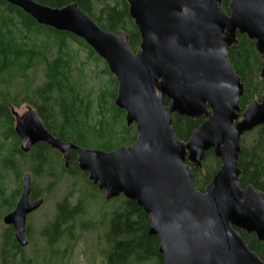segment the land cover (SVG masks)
<instances>
[{
	"label": "water",
	"instance_id": "obj_1",
	"mask_svg": "<svg viewBox=\"0 0 264 264\" xmlns=\"http://www.w3.org/2000/svg\"><path fill=\"white\" fill-rule=\"evenodd\" d=\"M3 1L38 25L83 40L115 77L114 105L137 131L127 147L87 149L54 137L35 110L19 116L11 109L19 149L28 153L44 143L63 155L65 166L74 151L78 169L106 201L122 196L145 212L163 264H264L240 235L264 241V192L241 188L237 167L242 136L264 126V93L241 111L243 84L227 57L237 36H245L263 59L264 80V0H228V14L227 0H125L140 37L134 54L125 33L102 30L76 3ZM173 115L203 121L182 141ZM208 151L220 167L200 192L191 166L202 168ZM30 183L24 174L15 209L2 219L22 248L27 216L43 204L30 200Z\"/></svg>",
	"mask_w": 264,
	"mask_h": 264
},
{
	"label": "trees",
	"instance_id": "obj_2",
	"mask_svg": "<svg viewBox=\"0 0 264 264\" xmlns=\"http://www.w3.org/2000/svg\"><path fill=\"white\" fill-rule=\"evenodd\" d=\"M33 1L52 8H62L70 3H76L102 30L114 34L125 33L128 36L127 44L133 54L139 49V33L128 15L125 0H114L113 6L105 4L97 15L93 14L94 0ZM222 9L227 14L229 13L228 1L222 2ZM15 19L18 21L19 29L15 27ZM15 32H18L19 36H16ZM27 34H35L44 39L46 51L49 49L52 40L57 45L56 56L52 60H47L44 54L39 52L42 40H38L39 43L33 42L31 44L25 37ZM67 39L84 45L90 54L96 56L93 50L79 38L38 25L20 9L0 0V129L3 130L1 135L4 140L11 139L12 141L9 153L1 156L0 166L3 171L14 176L17 184V188L11 197L4 199L2 191H0V207L4 210L2 215L15 207L16 200L21 194V167L27 168L25 172H30L34 177L47 176V178L54 180L61 173L72 178L77 176L87 178V174L77 167L74 151L70 154L67 169L60 160L58 167H55L56 169L59 168L58 171L48 164L49 159L54 155L56 156V152L46 144L38 143L28 153H23L19 149L20 141L14 131V116L11 113L13 107H19L21 103L27 102L36 110L44 127L63 142L106 152L112 150V143L109 139L114 137L112 135L114 120L108 121L102 109L100 118L94 124H90L87 117V107L70 84L69 61L67 60L70 57V52L66 45ZM237 40L238 43L229 48L227 57L243 84L244 92L239 101V107L243 111L252 101L250 85L253 82L251 78L253 72H257L261 68V59L254 49V42L245 36H237ZM96 58L99 59L97 56ZM42 64L45 70L44 82L31 88V84L27 80L29 77L27 71L36 69ZM4 73H6V79ZM16 78H22L23 90L13 85ZM256 80L257 75L254 82ZM112 81L116 84L114 78ZM258 83L263 91V82L259 80ZM23 92L26 97L20 99ZM112 94L111 98L114 99L115 90ZM111 115H115L114 119H121L123 124L124 112L113 104L111 105ZM202 121V118L192 120L173 115L172 128L178 139L187 141ZM127 131L129 132L123 124V135L116 139L119 143L118 146L125 143L129 145L135 140L134 130V134L129 139L124 135ZM251 132H255V138L250 145L245 146L243 141L240 143L241 153L237 163L240 170L239 186L241 188L252 186L254 189L264 192V126H259L248 133ZM219 167L220 161L213 156L212 151L206 152L202 168L195 169L191 166V181L194 188L203 192ZM85 183L91 190L90 197H95V193L99 192L97 187L88 180H85ZM30 189V199L36 200L39 194L34 191L31 184ZM110 201H116L117 205L110 210L108 227L103 236L106 264H163L162 256L157 251V239L148 235L149 220L145 212L135 202L126 200L122 196ZM81 207L80 203L70 206L67 198L56 205L54 220L40 231V236L44 238L48 247H52L62 239L72 238L76 219L82 214ZM25 234L29 235L27 229ZM240 235L250 250L264 262V241L259 242L254 235H248L242 231H240ZM1 239V263L21 264L22 258L19 262L16 257L18 254H22V247L15 241L12 227L6 228Z\"/></svg>",
	"mask_w": 264,
	"mask_h": 264
},
{
	"label": "rangeland",
	"instance_id": "obj_3",
	"mask_svg": "<svg viewBox=\"0 0 264 264\" xmlns=\"http://www.w3.org/2000/svg\"><path fill=\"white\" fill-rule=\"evenodd\" d=\"M105 4L113 6L114 0H94L93 14L97 15ZM14 24L16 29H19V24L16 19L14 20ZM15 35L19 36V33L15 32ZM25 37L31 44L33 42L39 43V41L42 40L40 42L39 52L43 53L47 60H52L56 56L57 45L53 43L52 40L50 41L49 49L46 51L44 39H41L35 34H27ZM66 45L70 52V57L67 59L69 61V81L73 86L74 91H76L79 95L80 100L83 101V104L87 107V117L89 119V123L94 124L100 118L101 110L103 109L106 119L108 121L114 120L112 123V135L114 137L109 139L110 143H112L111 151L120 146H129L131 143L129 145L125 143L118 146L119 143L116 141V139L123 135V124L129 130V132L127 131L124 134L127 139L134 134L133 130L136 135L137 131L134 124L131 126L126 125L125 113L123 124L121 119L115 118V120V115H111V105H114L117 92V83L115 84L112 81V78L115 79V77L108 71L105 62L97 55L96 56L99 59L90 54V51L84 45L73 42L69 39L66 40ZM260 59L262 65L263 59L261 57ZM260 69L257 72L254 71L251 78L253 82V84L250 85V95H252V101L253 99L259 101L264 93V90H261V85L258 83L259 80L263 82V79L260 78ZM44 71L43 64L39 65L36 69H29L27 71V75L29 76L27 80H29L28 83L31 84V88L39 86L44 82ZM256 75L257 80L254 82ZM4 77L5 79L7 78L6 73H4ZM21 80L22 78H16V82H13V85L16 86V88L23 90ZM18 81H20V84H18ZM113 90H115L114 99L111 98ZM25 97L26 96H24L23 92L20 99ZM28 109L35 110L27 102L21 103L19 107L12 108V110L19 116ZM1 131L3 130L0 129V160L2 158L1 156L8 154L12 147L11 139L5 141L1 135ZM254 138L255 132L244 134L240 143L243 141L242 143L245 146H249ZM54 151L56 152V156H52L49 159L48 164L52 168H55L58 167L59 161L61 160V164H64L65 169H67L68 165L65 166L63 155L56 150ZM26 169L27 168L21 167L20 181L24 174L29 173L31 176V187L39 194L37 199H42L43 204L26 219L25 230L27 229L29 234H26L28 245L22 248V254H18L16 260L20 262V258H22V262H20L21 264H106L103 236L108 227L110 210L117 205L116 201H106L104 198V192L99 190L98 191L100 193L96 192L95 197H90L91 190L85 183V180H88L87 178L84 179L81 176L72 178L69 175L60 173L53 180V178H47V176L34 177L30 172H25ZM56 170L58 171L59 168ZM16 188L17 184L14 176L9 172L3 171L0 166V191H2L3 198L6 199L11 197ZM65 198H67L70 206H75L80 203L82 206V214L76 219V224L73 228V239L68 237L67 239H62L61 241L55 243L52 247H48L44 238L40 236V231L54 220L56 205L62 202ZM18 199L19 196L16 203ZM14 209L15 207L10 212ZM2 213H4V210L0 207V246L2 242L1 236L8 227L2 222L3 217L8 213L4 215H2ZM0 264H2L1 260Z\"/></svg>",
	"mask_w": 264,
	"mask_h": 264
},
{
	"label": "flooded vegetation",
	"instance_id": "obj_4",
	"mask_svg": "<svg viewBox=\"0 0 264 264\" xmlns=\"http://www.w3.org/2000/svg\"><path fill=\"white\" fill-rule=\"evenodd\" d=\"M263 82H264V80H263ZM252 102V101H251ZM250 104V103H249ZM30 198V197H29ZM31 201H33L32 199H30Z\"/></svg>",
	"mask_w": 264,
	"mask_h": 264
}]
</instances>
